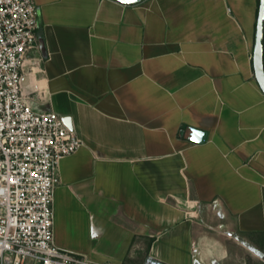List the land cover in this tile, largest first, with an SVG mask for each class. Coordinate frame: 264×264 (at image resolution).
I'll return each mask as SVG.
<instances>
[{
	"label": "crops",
	"instance_id": "1",
	"mask_svg": "<svg viewBox=\"0 0 264 264\" xmlns=\"http://www.w3.org/2000/svg\"><path fill=\"white\" fill-rule=\"evenodd\" d=\"M258 1L33 0L22 93L82 142L57 167L56 246L101 264H264Z\"/></svg>",
	"mask_w": 264,
	"mask_h": 264
},
{
	"label": "built area",
	"instance_id": "2",
	"mask_svg": "<svg viewBox=\"0 0 264 264\" xmlns=\"http://www.w3.org/2000/svg\"><path fill=\"white\" fill-rule=\"evenodd\" d=\"M38 24L33 0H0V264H101L54 241L57 167L82 142L63 118L35 112L22 93Z\"/></svg>",
	"mask_w": 264,
	"mask_h": 264
},
{
	"label": "water",
	"instance_id": "3",
	"mask_svg": "<svg viewBox=\"0 0 264 264\" xmlns=\"http://www.w3.org/2000/svg\"><path fill=\"white\" fill-rule=\"evenodd\" d=\"M116 1L124 5H136L143 2L144 0H116ZM252 60H253L255 78L261 90L264 93V0H259ZM65 123L67 124V122ZM193 135H194L193 139H195V136H198L200 138L202 137L201 138L202 141H205L207 139V134L199 130H193Z\"/></svg>",
	"mask_w": 264,
	"mask_h": 264
},
{
	"label": "trees",
	"instance_id": "4",
	"mask_svg": "<svg viewBox=\"0 0 264 264\" xmlns=\"http://www.w3.org/2000/svg\"><path fill=\"white\" fill-rule=\"evenodd\" d=\"M258 7H259V1H258Z\"/></svg>",
	"mask_w": 264,
	"mask_h": 264
}]
</instances>
